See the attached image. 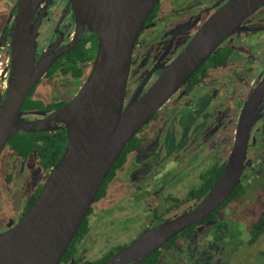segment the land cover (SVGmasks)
I'll return each mask as SVG.
<instances>
[{"label":"flooded vegetation","instance_id":"af4514ba","mask_svg":"<svg viewBox=\"0 0 264 264\" xmlns=\"http://www.w3.org/2000/svg\"><path fill=\"white\" fill-rule=\"evenodd\" d=\"M230 1L160 0L136 41L125 105L137 90L143 93L149 90L204 24ZM18 2L0 0V70L7 77V82L11 71L12 28ZM34 2L35 21L40 22L36 62L44 59L51 60L53 64L40 80H45L50 87L51 97L45 109H22L29 121L45 118L33 112H47L48 116L80 93L91 73L98 49V38L87 28L81 35V27L69 0ZM242 26L258 30L241 32L227 39L166 103L188 109L193 115L187 132L182 134L177 122H161L157 115L162 109L140 130L132 139L134 142L130 149L114 165V172L106 179V185L100 190V196L97 195L84 226L60 264H104L146 231L193 210L205 199L230 158L241 112L264 79V6L246 19ZM95 45L94 58L82 78L66 72L71 61L79 63L80 47L90 50ZM3 84L0 83V88L5 93L6 84ZM240 95L244 97L242 102L239 101ZM259 108L261 112L250 135L246 168L239 184L243 185L245 193L253 181H264V160L261 158L264 153V99ZM228 109L237 112L227 119L224 112ZM210 122H214L212 127ZM225 122H235L226 144L221 139L228 126ZM170 129L172 132L167 133ZM57 131L66 132L64 129ZM170 143L174 147L172 151ZM5 150L21 162L30 160L44 168L37 150L28 158L19 156L9 146ZM12 165L16 167L17 164ZM52 170L45 171L46 181ZM24 181V175L12 166L4 176V183L11 188L12 184L22 186ZM23 190L24 187L17 188L16 197ZM36 194L24 199L21 210L15 204L20 216L17 223L33 206L30 203L38 198H35ZM243 197L235 199L225 209H234ZM223 214L219 212L215 221L204 222L206 218L189 227L141 264H208L206 261L189 260L185 244L187 240L197 238L200 232H207ZM203 247L208 249V245Z\"/></svg>","mask_w":264,"mask_h":264},{"label":"water","instance_id":"95a60500","mask_svg":"<svg viewBox=\"0 0 264 264\" xmlns=\"http://www.w3.org/2000/svg\"><path fill=\"white\" fill-rule=\"evenodd\" d=\"M159 2L69 0L81 35L87 28L98 38L91 73L70 103L48 116L33 112L45 118L29 121L22 111L24 104L53 62H36L40 22L35 21V2L19 0L8 87L5 93L0 88V160L9 141L20 134L64 129L67 143L31 209L0 234V264H60L126 146L227 39L258 30L242 25L264 6V0L228 2L151 88L144 93L137 90L125 105L136 41ZM263 99L264 79L241 112L230 158L205 199L193 210L146 231L104 264H141L229 199L241 183Z\"/></svg>","mask_w":264,"mask_h":264},{"label":"rangeland","instance_id":"374dc122","mask_svg":"<svg viewBox=\"0 0 264 264\" xmlns=\"http://www.w3.org/2000/svg\"><path fill=\"white\" fill-rule=\"evenodd\" d=\"M0 80L1 83L6 84L7 77H5L2 70H0ZM60 82L61 80H59ZM49 90L50 87L45 83V80H42L31 94L30 99L39 103L37 110L45 109V105L51 97ZM240 96L239 101L242 102L244 97ZM236 112L237 110H226L224 112L225 118H230ZM157 117L161 122H177L181 127L182 134H185L190 128L193 115L188 109L169 104L162 108ZM213 123L210 122L211 127ZM225 124H228V126L221 138L224 144L227 143L228 133L235 122H225ZM214 128L216 129L217 126L215 125ZM171 132L172 129L167 133ZM181 147L183 148L184 145H181ZM173 149L174 147L170 143V151ZM261 158L264 160V153ZM12 164L17 165L15 167ZM11 166L12 169L16 168L18 173L24 175L25 181L22 186L16 187L15 184H12L11 188L10 185L7 186L4 183V176ZM46 176L44 168L36 163L30 160L27 163L21 162L9 151H4L0 162V234L17 224L20 218L19 212H17L18 208L21 210L25 203L24 199L31 198L43 187ZM260 182L262 180H255L253 184H250L249 191L245 193L242 201L234 206V209L226 208L221 211V213L224 212L223 216L219 217L207 232H200L197 238L187 240L185 247L189 260L192 262L206 261L208 264H264V236L254 244L249 243L252 238V230L264 212V190L260 188ZM22 187H24L23 192L16 197V189ZM249 198L251 199L249 200ZM206 245H208V249L203 247ZM214 245L218 247L215 248Z\"/></svg>","mask_w":264,"mask_h":264},{"label":"trees","instance_id":"16d2710c","mask_svg":"<svg viewBox=\"0 0 264 264\" xmlns=\"http://www.w3.org/2000/svg\"><path fill=\"white\" fill-rule=\"evenodd\" d=\"M96 48H97L96 45L93 49H90V50L85 49L83 46L80 47L79 63H73V61H71L69 65L67 66L68 68L66 67V72L72 75L74 74L75 77L82 78L86 72L87 66L94 58V50H96ZM38 108H39V103L34 102L31 99H28L24 106L25 110H36ZM133 142L134 141H131L129 145H127V147L122 152L121 156L124 154L125 151L130 149V145ZM66 143H67L66 132L57 131V132H52V133L20 134V135L13 137L9 141L8 146L11 148L13 152L17 153L19 156L23 158H28L37 150L39 157H40V163L43 165L45 171L49 172V170H52L55 167V165L59 162L61 157L63 156L65 148H66ZM220 173L221 172H219V175ZM105 185H106V181H105V184H103L101 191L104 189ZM259 185H260V188L264 190V187H263L264 181L260 182ZM41 188L38 190L35 198L39 196ZM244 193L245 191H244L243 185L238 186L236 190L233 192V194L230 196L228 201L216 213L208 217L204 222L215 221L217 219V214L219 212L223 211L225 207L231 204L235 199L242 198L244 196ZM98 196H100V193ZM35 200L36 199L31 200V203H30L31 206L33 205ZM82 226H84V224H82ZM262 236H264V213L259 219V222L257 223V225L253 228L252 238L249 243L251 244L256 243L257 241L261 239Z\"/></svg>","mask_w":264,"mask_h":264},{"label":"bare ground","instance_id":"6f19581e","mask_svg":"<svg viewBox=\"0 0 264 264\" xmlns=\"http://www.w3.org/2000/svg\"><path fill=\"white\" fill-rule=\"evenodd\" d=\"M2 81L0 80V83H1ZM7 87H8V82L6 81V87H5V89H7Z\"/></svg>","mask_w":264,"mask_h":264}]
</instances>
